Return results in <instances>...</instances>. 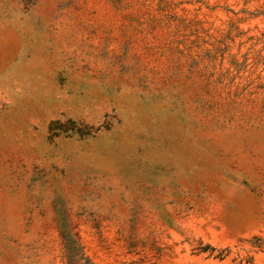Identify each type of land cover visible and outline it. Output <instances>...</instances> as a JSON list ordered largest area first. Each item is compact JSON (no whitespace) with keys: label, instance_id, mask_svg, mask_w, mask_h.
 <instances>
[{"label":"rangeland","instance_id":"1","mask_svg":"<svg viewBox=\"0 0 264 264\" xmlns=\"http://www.w3.org/2000/svg\"><path fill=\"white\" fill-rule=\"evenodd\" d=\"M77 238L264 264V0H0V264Z\"/></svg>","mask_w":264,"mask_h":264},{"label":"trees","instance_id":"2","mask_svg":"<svg viewBox=\"0 0 264 264\" xmlns=\"http://www.w3.org/2000/svg\"><path fill=\"white\" fill-rule=\"evenodd\" d=\"M73 242H74V247H69L70 249H68L69 253L67 255L69 262L71 264H93L90 262L89 259L85 257L84 253L82 252V247L80 246L78 238L74 239ZM208 250L212 255L216 249L209 245L201 249V251H208ZM222 253L223 252L218 253L217 255H215V257L223 258Z\"/></svg>","mask_w":264,"mask_h":264}]
</instances>
